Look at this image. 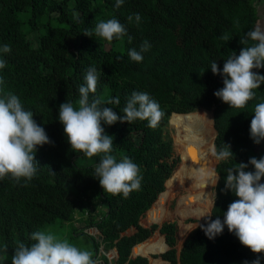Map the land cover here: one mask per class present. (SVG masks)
Masks as SVG:
<instances>
[{
	"label": "trees",
	"instance_id": "trees-1",
	"mask_svg": "<svg viewBox=\"0 0 264 264\" xmlns=\"http://www.w3.org/2000/svg\"><path fill=\"white\" fill-rule=\"evenodd\" d=\"M262 1L124 0L117 8L116 0H0V47H11L9 54H0L7 61L0 69L4 80L0 88L20 97L52 142L38 148L37 172L26 186L25 181L17 184L11 177L0 180V258L5 257V248L6 256H12L19 242L32 243L34 231L60 222L59 227L81 223L74 237L86 235L91 228L100 231L102 242L87 233L93 239L96 261L104 247L118 250L117 264H149L144 257L133 259L132 250L159 230L157 225L143 227L141 220L166 191L179 164L168 133L173 114L213 111L216 150L223 144L231 146L235 159L219 161L215 168L220 178L210 219L222 220L236 199L224 191L227 170L251 157L259 159L257 150L264 143L256 145L250 138L254 107L264 102V83L246 108L230 109L214 96L223 87V78L213 75L210 65L218 62L222 72L232 52L239 55L240 38L261 27L258 5ZM137 13L140 23L129 22L128 17ZM111 18L125 26L133 38L131 43L125 36L114 39L108 48L94 32L85 36L96 23ZM225 33L227 41L220 39ZM32 34L38 35L37 42L29 39ZM145 40L150 50L142 54V62L132 61L128 51H139ZM92 66L99 79L96 93L89 94L90 101L100 99L101 108L110 107L123 115L131 93L146 92L165 114L156 128L140 120L102 125L105 133L114 137L112 154L117 160L128 157L140 168L141 187L127 199L104 193L95 174L99 157L88 159L73 152L58 119L62 103L78 107L79 87L85 84L87 69ZM256 71L264 75V68ZM117 97L118 105L108 103ZM95 198L102 199L107 213L100 219L93 215L87 220L76 219V211L90 206L87 201ZM130 229H135L134 233L123 236ZM177 231L176 223H165L160 229L170 248L160 257L169 264H243L256 258L227 227L214 240L195 228L178 253ZM101 258L108 261L104 255Z\"/></svg>",
	"mask_w": 264,
	"mask_h": 264
},
{
	"label": "clouds",
	"instance_id": "clouds-1",
	"mask_svg": "<svg viewBox=\"0 0 264 264\" xmlns=\"http://www.w3.org/2000/svg\"><path fill=\"white\" fill-rule=\"evenodd\" d=\"M124 0H116L119 8ZM133 19L137 24L141 16L130 15L128 21ZM108 42L122 40L128 37L123 24L116 18L99 21L95 28L88 31L85 36L92 33ZM220 39L229 40L228 34H222ZM242 48L237 55H232L224 61L223 70L220 71L218 62L210 65L213 75H221L223 87L214 92V96L227 104L230 109H244L249 101L255 98V90L264 83V75L258 71L264 68V29L257 26L240 38ZM150 43L145 40L140 50L135 48L128 51L129 58L134 62H142L143 53L149 51ZM11 47L7 44L0 47V54L7 55ZM7 66V61L0 58V69ZM99 74L95 66L89 67L85 75V84L79 87L77 106L71 102H64L59 106L58 119L63 125L64 134L70 149L81 153L85 158L99 157L95 166V174L104 193L113 196L122 195L127 199L133 191L141 187L142 176L139 166L130 158L117 160L113 153L114 137L105 133L102 125L112 126L119 123H131L135 120L147 121L150 128H156L163 116L157 101L146 92L133 91L123 108V115L110 107L101 108L100 99H89V94H95ZM4 80L0 79V85ZM119 104V98L108 101ZM206 116V115H205ZM250 138L256 145L264 141V102L254 107L250 124ZM43 127L37 124L32 111L25 110L20 97L11 91L0 88V180L11 177L17 184L21 180L30 182L36 175V153L38 148L51 144ZM212 154L217 161L235 159L231 146L223 144ZM254 171H249V168ZM220 176L215 178V185ZM264 157L257 159L251 157L247 163H235L227 170L225 179V192H231L234 199L223 213V219L211 220V215L200 213V218H208L206 225L198 224L209 240H214L222 234L225 227L233 234L240 244L250 250L256 258L245 260L243 264H261L264 260ZM210 204L214 207L216 201L215 191L208 195ZM196 227V228H197ZM93 229V228H91ZM91 229H88L91 230ZM86 230V232L88 233ZM98 233L101 235L100 231ZM32 243L19 242L11 257V264H97L91 251L81 249L67 240L58 239L46 230H37L31 234ZM99 240V239H98ZM104 248V247H103ZM105 249V248H104ZM114 250V249H113ZM5 257L7 249H4ZM102 256V255H101ZM104 261V260H103Z\"/></svg>",
	"mask_w": 264,
	"mask_h": 264
},
{
	"label": "bare ground",
	"instance_id": "bare-ground-1",
	"mask_svg": "<svg viewBox=\"0 0 264 264\" xmlns=\"http://www.w3.org/2000/svg\"><path fill=\"white\" fill-rule=\"evenodd\" d=\"M175 131L174 141L181 162L166 183V191L147 214L148 224H162L175 216L181 220L199 219L200 213L209 215L212 205L208 195L213 192L215 178L218 175L214 166V147L212 120L201 113L174 115L170 120ZM176 201L175 214H171L168 205ZM203 219V218H201ZM184 233L188 227L182 225ZM160 234H156V237ZM154 238L136 247L135 255L151 258L164 251L162 239ZM151 264H169L155 259Z\"/></svg>",
	"mask_w": 264,
	"mask_h": 264
},
{
	"label": "rangeland",
	"instance_id": "rangeland-1",
	"mask_svg": "<svg viewBox=\"0 0 264 264\" xmlns=\"http://www.w3.org/2000/svg\"><path fill=\"white\" fill-rule=\"evenodd\" d=\"M258 9H259V15L261 16V23H260L261 24V28L264 29V0L262 1V3H260L258 5ZM29 39H31L33 42H37L38 41V35L37 34H34V35L32 34V35L29 36ZM105 42L107 43V47L109 48L111 46V42H108L106 40H105ZM198 113L204 114V115L208 116V118L210 120H212V132H213V137L215 138L216 130L214 128V114H213V111L200 110V111H198ZM171 127L172 126L169 124L168 133H169L170 137L174 141L175 131ZM214 138H213V140H214ZM174 151H175V157L177 159H179V164H180L181 158H180V155L178 154V152L176 150L175 141H174ZM257 154H258V158L264 157V143L257 150ZM214 159H215L214 160V166L216 168V166L218 165L219 161H217L215 157H214ZM81 163H82V165H85V163H83V162H81ZM179 164H178V166H179ZM263 183H264V179H263ZM215 188H216V186L214 187L213 191H215ZM215 193H216V191H215ZM87 202L90 203V206L84 207L82 209L77 210L76 213H75L77 218L87 220L89 217H91V215H93V216H95V218H97V219L99 218L100 219L101 215L103 216V215H105L107 213V206L102 201L101 198H97V199L95 198L93 201H89L88 200ZM168 210H169V212L171 214H175L176 201L169 203ZM147 214H148V212H147ZM147 214L141 220V225L143 227H145V228H149L152 225H154V224H152V225L148 224V222H147ZM210 215H212V210L210 212ZM207 219L208 218H203V219H200V220L199 219H194V218H187L186 220L183 221L179 217L175 216L173 219L164 221L162 224H165V223H176L177 224L178 231H177V246H176V249H177L178 253H180V251H181V249L183 247V244H184L185 240L188 238V236L190 235V233L198 226V224L204 223L205 221H207ZM77 221H79V220H77ZM162 224H159V225H162ZM59 225H60V222H57L55 225L47 227L44 230L54 234L58 239L67 240L70 243H72L73 245H75V246H77V247H79L81 249L91 251L92 254H93V257L95 256L96 252L94 250L93 239L89 237L87 232H86V235L84 234V235H80V236L74 237V230H79L78 227L81 226V223H78V224L76 223V225H74V223L73 224H67V225H63L61 227H59ZM182 225L188 227V229L184 233L181 232ZM88 233H91V234L97 233L98 235L97 234L96 235L98 237L101 236L98 232H94V231L93 232H88ZM156 234H154L152 236V239H154L156 237ZM160 237L162 239L163 245L165 246V248H164V251H165L167 246H166V243L164 241V237H162V236H160ZM160 237L158 236L156 238L158 239ZM152 239H150V240H152ZM150 240H148V241H150ZM161 252H163V251H161ZM160 253L156 254V255H153L152 257L154 258V256H158L159 258H157V259L162 260V258L160 257L162 254H160ZM101 255H102V251L100 249V254H99L97 260H100ZM12 256H6V257H3V258H0V264H11V257Z\"/></svg>",
	"mask_w": 264,
	"mask_h": 264
},
{
	"label": "water",
	"instance_id": "water-1",
	"mask_svg": "<svg viewBox=\"0 0 264 264\" xmlns=\"http://www.w3.org/2000/svg\"><path fill=\"white\" fill-rule=\"evenodd\" d=\"M174 115H176V114H173L172 115V117L174 116ZM186 115H188V114H186ZM171 117V118H172ZM216 138H217V132H216V135H215V138H214V147H215V141H216ZM216 149V148H215ZM171 179V178H170ZM169 179V180H170ZM168 180V181H169ZM167 181V182H168ZM219 182V181H218ZM218 184V183H217ZM217 184H216V186H217ZM216 194V197H217V193H215ZM162 195V194H161ZM160 195V196H161ZM216 202V201H215ZM213 208L214 207H212V211H213ZM149 212V211H148ZM154 225H157V226H159V230H158V232L156 231L154 234H156V233H158V234H160L161 235V233H160V229L162 228V226H163V224L162 225H159V224H154ZM98 232L99 230L97 229V228H93V229H91V230H89L88 232ZM134 231H135V229H130V230H128L125 234H123V236H126V235H131V234H133L134 233ZM89 235H92L93 237H95L96 239H99L101 242H102V240H103V237L102 236H100V237H98L97 235V233H95V234H91V233H88ZM97 234V235H96ZM162 236V235H161ZM162 237H164V236H162ZM150 239H152V237L150 238ZM150 239H148V240H150ZM147 240V241H148ZM146 241V242H147ZM164 241H165V243H166V238L164 237ZM141 244H139V245H137V246H135L134 248H133V250H132V258L134 259V258H137V257H144V258H147L148 259V261H149V264H151L152 263V261L153 260H155L156 258H153V257H151V258H149V257H147V256H143V255H135V250H136V247H138V246H140ZM166 246H167V248L165 249V251H163V252H161L160 254H164V253H166L170 248H169V246L167 245V243H166ZM101 251H102V255H104L106 258H107V262L106 261H98L97 262V264H117V261H118V258H119V253H118V250L117 249H114V250H107V249H104L103 247H101ZM167 263V262H166Z\"/></svg>",
	"mask_w": 264,
	"mask_h": 264
},
{
	"label": "crops",
	"instance_id": "crops-1",
	"mask_svg": "<svg viewBox=\"0 0 264 264\" xmlns=\"http://www.w3.org/2000/svg\"><path fill=\"white\" fill-rule=\"evenodd\" d=\"M77 219H79V218H77ZM99 261H103V259L102 258H100V260Z\"/></svg>",
	"mask_w": 264,
	"mask_h": 264
}]
</instances>
